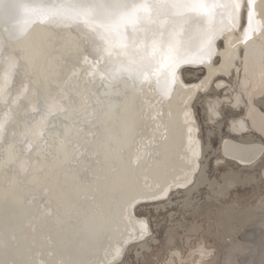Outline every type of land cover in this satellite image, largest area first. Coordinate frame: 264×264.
<instances>
[{"label": "bare ground", "instance_id": "1", "mask_svg": "<svg viewBox=\"0 0 264 264\" xmlns=\"http://www.w3.org/2000/svg\"><path fill=\"white\" fill-rule=\"evenodd\" d=\"M239 3L243 18L247 0ZM26 19L17 12L0 22V264H115L129 246L142 243L149 233L126 193L133 188L151 195L172 185L170 196L190 187L184 181L203 144L193 107L200 92L228 88L222 95H205L210 122L217 98L235 106L246 101L240 120L247 126L231 131L251 127L264 135V113L255 104L261 95L257 101L264 104V0H254L256 31L250 39L242 19L229 28L217 15L211 64L195 82L178 76L174 91L167 81L157 83L159 73L139 83L122 73L111 81L99 75L105 62H95L93 47L108 45L93 39L91 28L26 26ZM25 27L23 38L16 39ZM191 35L194 53L203 42L196 25ZM124 51L112 46L107 71H119L127 58L115 53ZM230 74L234 85L226 79ZM261 141L252 134L228 135L220 156L249 167L244 161L259 159ZM260 206L261 201L237 212L247 225L258 221L264 227ZM212 226L217 241H229L228 256L238 254ZM198 230L192 226L189 232ZM175 239L171 235L169 242ZM203 243L190 246L185 256L172 249L169 263H204L211 254ZM253 259L258 256L251 254L244 264Z\"/></svg>", "mask_w": 264, "mask_h": 264}, {"label": "snow or ice", "instance_id": "2", "mask_svg": "<svg viewBox=\"0 0 264 264\" xmlns=\"http://www.w3.org/2000/svg\"><path fill=\"white\" fill-rule=\"evenodd\" d=\"M241 7L239 0H63L59 3L53 0L51 5H37L28 0H0V22L9 20L19 12L30 18L26 19V26L46 22L66 27L84 25L92 29L93 39L102 38L108 45L93 47L95 62H105V68L98 71L99 75L107 76L111 81L122 73L139 83L145 75L151 77L159 73L157 83L167 81L174 91L178 76L211 64L218 34L215 26L218 14L222 17L221 24L226 23L229 28H235L238 19H242L241 29L245 30L246 38H251L256 31L254 0H247L243 18L240 16ZM161 22H167V26L161 27ZM193 25L198 27L203 41L197 45L194 53L190 51ZM26 31L27 27L21 29L15 38H23ZM88 43L86 40V46ZM114 44H119L125 50L115 54L127 58L121 62L117 73L106 70L112 64ZM213 119L215 126L209 129L208 142L202 144L200 155L188 169V178L184 183L190 187L187 192L179 194L184 200L176 203L175 198L168 195L172 185H164L159 192L151 195L129 188L126 193L128 202L134 211L146 210L156 217L163 214L165 222L171 219L175 226L181 223L177 219L179 215L191 216L190 210L198 201L200 212H207L214 218L215 231L232 242V249L258 256L251 264H264V229L259 242L249 239L247 235L241 240V233L247 230V218L237 212V207L242 204L241 189L249 187L256 180L264 186V151L259 159L244 161L250 166L248 169L228 163L218 154L219 143L223 142L224 137L221 135L217 141L216 128L223 133L225 128L231 129L237 124L246 127L247 124L240 120L231 105L226 106L219 98ZM261 148L264 149V141H261ZM162 196L166 199L160 203ZM259 211L264 218V195ZM140 219L151 234V216L144 215ZM208 248L210 246L205 245V249ZM209 264L214 262L209 261Z\"/></svg>", "mask_w": 264, "mask_h": 264}, {"label": "rangeland", "instance_id": "3", "mask_svg": "<svg viewBox=\"0 0 264 264\" xmlns=\"http://www.w3.org/2000/svg\"><path fill=\"white\" fill-rule=\"evenodd\" d=\"M221 44V43H220ZM204 72H197L196 70H191L190 72H186L183 74L184 79L186 82H195L199 80L203 76ZM228 81H230L231 84L233 83L234 76L230 74L229 77H226ZM211 88V87H210ZM212 89V88H211ZM209 89L206 90V92H200L199 96L197 97L196 101L194 102V111L196 114V118L198 120V123L200 125V140L203 144H206L208 142V138L210 135L209 129L214 127L215 121L210 122L207 119L206 112H205V105H204V97L205 95L213 96L215 92L218 95L225 94L226 89L225 87L222 89ZM232 88L231 90H233ZM219 90V91H218ZM263 99V96L257 98L255 100V104L258 105V108L264 113V104H262L260 101ZM260 100V101H257ZM226 106L231 105L232 110L241 118L244 116L245 108H246V101L240 102V105H233L229 101H223ZM235 106V107H234ZM243 115V116H242ZM218 129V130H217ZM219 128H216V138L217 141H219V137L223 135V137H226L230 135L231 137H238L239 135H248L252 134L255 138L262 139L264 141V135L261 134L259 129H252L251 127L243 130L240 133H236L231 131L229 128H225L223 133L219 131ZM230 131V132H229ZM232 132V133H231ZM235 134V135H234ZM220 146V143H219ZM220 154V151L218 153ZM227 160V159H225ZM228 163L234 164L233 162H230L227 160ZM236 165V164H235ZM237 168L240 169H248L249 167L242 168L238 165H236ZM258 171V170H257ZM188 189V188H187ZM187 189L174 191L170 196H173L175 198V202L178 203L185 198L180 193L187 192ZM264 186L260 185L259 180H256L253 184H251L249 187L241 189V199L242 204L238 206V208L246 207L248 205H256L261 201L262 195H264ZM193 199H196V197H193ZM161 201L160 203H163ZM201 205L197 201L196 205L191 208V216L185 217L184 215H179L177 217L178 220L181 221V223L176 224L173 226L171 219L166 223L163 219V214H161L160 217H156L154 214H149L146 210L136 211L137 215L142 217L144 215H150L151 216V234L147 236V238L139 244H133L128 247L126 252L123 254L121 260L116 264H170L169 263V255L173 251L172 249H177L182 256H185L187 253H189V247L194 245H197L198 242L204 241L203 245H209L210 248L206 249L209 251L210 256L206 258L204 263L202 264H209V261H213L214 264H244L247 258L251 255L248 253H236L233 255L228 256L227 254V245L229 241H217L216 236L214 235V227L211 225L214 223V218L210 217L207 212H200ZM179 211V209H177ZM199 213V215H198ZM255 222H257L255 224ZM198 224V225H197ZM192 226H197L199 228L198 232H194L193 234L189 232L190 228ZM190 227V228H189ZM210 227V228H209ZM259 227V228H258ZM211 229L212 233L209 231ZM246 232H242L240 239L243 240L245 235L248 236L249 239H260L261 238V231L264 229L263 226H260L258 221H254L252 224H248L246 227ZM211 233V234H210ZM213 234V235H212ZM171 235L175 236V243L169 242V238ZM188 241V242H187ZM224 242V244H223ZM227 243V244H225ZM144 244L145 246L141 247L140 245ZM226 245V247H225ZM226 251V252H225ZM180 255V256H181ZM241 255V256H240ZM215 258H212V257ZM212 258V260H211ZM230 259V260H229ZM225 261V263H224ZM232 261V262H231ZM238 261V262H237ZM223 262V263H222ZM175 264H179L176 260Z\"/></svg>", "mask_w": 264, "mask_h": 264}, {"label": "water", "instance_id": "4", "mask_svg": "<svg viewBox=\"0 0 264 264\" xmlns=\"http://www.w3.org/2000/svg\"><path fill=\"white\" fill-rule=\"evenodd\" d=\"M219 41H221V40H219ZM219 59V56H217L216 57V60H218ZM197 72H204V70H205V68L203 67L202 69H195ZM232 162V161H231ZM234 164H236V162H233ZM237 165V164H236ZM238 166H239V164H238ZM250 167V166H249ZM242 168H246V167H242ZM116 264V263H115Z\"/></svg>", "mask_w": 264, "mask_h": 264}]
</instances>
